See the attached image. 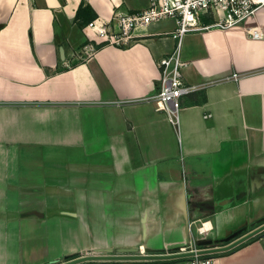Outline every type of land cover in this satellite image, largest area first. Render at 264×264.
Here are the masks:
<instances>
[{
    "label": "crops",
    "instance_id": "1",
    "mask_svg": "<svg viewBox=\"0 0 264 264\" xmlns=\"http://www.w3.org/2000/svg\"><path fill=\"white\" fill-rule=\"evenodd\" d=\"M147 6L0 0V264L122 248L172 253L192 236L223 245L264 217V36L247 31H264V7L233 28L183 37L185 80L199 89L183 97L176 127L153 101L156 60L177 46L174 18L138 27L129 46L74 58L98 37L89 22ZM211 256L264 264V233Z\"/></svg>",
    "mask_w": 264,
    "mask_h": 264
},
{
    "label": "built area",
    "instance_id": "2",
    "mask_svg": "<svg viewBox=\"0 0 264 264\" xmlns=\"http://www.w3.org/2000/svg\"><path fill=\"white\" fill-rule=\"evenodd\" d=\"M261 7H264V0H148V6L142 10L116 11L109 19L97 18L89 22L87 27L95 30L98 37L88 40L75 51L74 58L78 61L87 60L98 51L99 45L129 46L134 43L133 33L138 27L174 18L176 28L173 37L177 39V46L171 54L156 60L161 76L159 90L153 101L156 109L165 113L173 126L179 127L183 97L199 89L198 86L187 84L185 80L184 69L188 62L181 58L183 37L191 32L211 28H233L254 16ZM247 31L256 39L264 36V31L259 27L248 28ZM231 78L239 80L241 75L234 73ZM192 227L190 224V233ZM195 241L192 236L190 246L182 250L195 249ZM184 264H215V257L197 255L188 258Z\"/></svg>",
    "mask_w": 264,
    "mask_h": 264
},
{
    "label": "water",
    "instance_id": "3",
    "mask_svg": "<svg viewBox=\"0 0 264 264\" xmlns=\"http://www.w3.org/2000/svg\"><path fill=\"white\" fill-rule=\"evenodd\" d=\"M257 225V226H256ZM254 227L251 231L237 237L240 232H237L223 241L226 244L220 245L221 240L213 239H198L195 241L196 248L192 250L183 251L178 248L177 251L172 253H144L140 252L139 248H122L117 252L112 249L97 250L95 254H86L57 264H79L87 261H119V260H160V259H178L190 258L197 255H211L225 251H229L248 239L264 233V217L252 223ZM237 237V238H236ZM234 239V240H232Z\"/></svg>",
    "mask_w": 264,
    "mask_h": 264
},
{
    "label": "trees",
    "instance_id": "4",
    "mask_svg": "<svg viewBox=\"0 0 264 264\" xmlns=\"http://www.w3.org/2000/svg\"><path fill=\"white\" fill-rule=\"evenodd\" d=\"M81 12V8H80V10H79V12H78V14ZM94 17L93 16H91V18L90 19H93ZM76 257H78L77 255H75V256H67L66 258H65V260H70V259H73V258H76ZM182 259H186V258H182ZM188 259V258H187Z\"/></svg>",
    "mask_w": 264,
    "mask_h": 264
},
{
    "label": "rangeland",
    "instance_id": "5",
    "mask_svg": "<svg viewBox=\"0 0 264 264\" xmlns=\"http://www.w3.org/2000/svg\"><path fill=\"white\" fill-rule=\"evenodd\" d=\"M94 40H96V39H94ZM189 246H190V243H189V245L187 247H189Z\"/></svg>",
    "mask_w": 264,
    "mask_h": 264
}]
</instances>
